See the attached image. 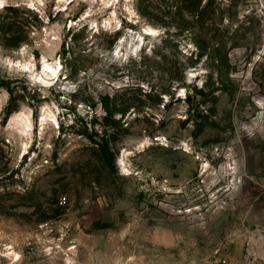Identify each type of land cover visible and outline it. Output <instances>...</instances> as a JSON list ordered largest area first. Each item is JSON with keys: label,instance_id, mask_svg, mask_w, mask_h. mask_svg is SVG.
<instances>
[{"label": "rangeland", "instance_id": "1", "mask_svg": "<svg viewBox=\"0 0 264 264\" xmlns=\"http://www.w3.org/2000/svg\"><path fill=\"white\" fill-rule=\"evenodd\" d=\"M0 264H264V0H2Z\"/></svg>", "mask_w": 264, "mask_h": 264}, {"label": "trees", "instance_id": "2", "mask_svg": "<svg viewBox=\"0 0 264 264\" xmlns=\"http://www.w3.org/2000/svg\"><path fill=\"white\" fill-rule=\"evenodd\" d=\"M103 150V158L107 163H111L113 160V157L109 153V148L106 144L103 145L102 147Z\"/></svg>", "mask_w": 264, "mask_h": 264}, {"label": "bare ground", "instance_id": "3", "mask_svg": "<svg viewBox=\"0 0 264 264\" xmlns=\"http://www.w3.org/2000/svg\"><path fill=\"white\" fill-rule=\"evenodd\" d=\"M147 33V32H146ZM43 68L44 70L50 69V65H48L47 63L43 62ZM52 70V68H51Z\"/></svg>", "mask_w": 264, "mask_h": 264}, {"label": "snow or ice", "instance_id": "4", "mask_svg": "<svg viewBox=\"0 0 264 264\" xmlns=\"http://www.w3.org/2000/svg\"><path fill=\"white\" fill-rule=\"evenodd\" d=\"M0 3H2V0H0Z\"/></svg>", "mask_w": 264, "mask_h": 264}]
</instances>
